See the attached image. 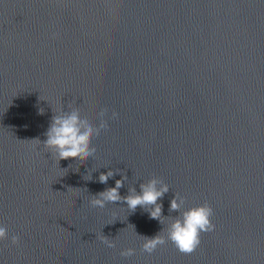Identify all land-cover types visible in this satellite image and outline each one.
Instances as JSON below:
<instances>
[{"label":"clouds","instance_id":"1","mask_svg":"<svg viewBox=\"0 0 264 264\" xmlns=\"http://www.w3.org/2000/svg\"><path fill=\"white\" fill-rule=\"evenodd\" d=\"M58 34H53L56 38ZM68 111L63 108L59 112H54L50 125L45 132L46 140L39 141L48 153H51V158L55 159L58 164L61 160L73 159L86 163L89 159L95 157L97 152L93 145V140L98 138L102 131L108 129V109L102 108L96 116L97 124H93L87 117L81 115L78 107L73 106V102L68 105ZM41 114L43 109L40 110ZM119 113L112 111L110 119H117ZM70 167V165H69ZM67 170V169H65ZM93 171L88 170L85 176L87 180L92 179ZM117 172L108 170L106 173H100L98 182L107 184ZM121 179L115 181V187H108L105 190L92 195L89 204L92 207L103 209L108 203L123 202L127 205L130 213H134L139 207L148 212L151 219H155L165 224L168 220L166 236L161 235L165 229L163 228L158 234L153 237L140 236L143 240L141 250L149 255L156 251L160 246L171 242L176 249L182 254H192L196 251L201 243V236L204 233H211L216 230V225L212 220L214 209L207 202L185 208L186 197L175 193L170 201V212H177L175 217H165L162 214L163 205L159 201L164 195L169 192V185L162 179L153 177L146 182L140 183V191L137 192L135 187L128 188V194L122 196L120 189L124 187L126 175H121ZM101 242L108 248H115V240L104 235L98 237ZM20 236L17 234H9L6 226L0 225V241L10 240L11 244L18 245ZM135 254V249L128 248L120 252L122 257H130Z\"/></svg>","mask_w":264,"mask_h":264}]
</instances>
